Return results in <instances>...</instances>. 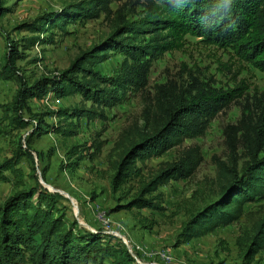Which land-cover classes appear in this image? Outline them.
Segmentation results:
<instances>
[{
	"label": "trees",
	"instance_id": "obj_1",
	"mask_svg": "<svg viewBox=\"0 0 264 264\" xmlns=\"http://www.w3.org/2000/svg\"><path fill=\"white\" fill-rule=\"evenodd\" d=\"M113 1L70 2L58 11L44 12L17 26L32 34L24 40L34 45L53 42L55 32L67 34L69 23L96 19L101 14L109 18L112 14L109 33L80 51L65 69L20 85L4 109V118L11 128L29 126L30 121L22 116L27 112L35 120L31 134L53 132L65 141L78 135L81 119L86 124L94 120L105 122L106 109L142 91L152 64L167 52L183 50L187 37L197 38L203 46L225 51L237 61L264 72V0H142L139 12L112 11ZM2 2L0 14L6 11ZM17 44H9L7 63L0 72L4 78L10 76L13 62L19 57ZM112 54L120 55L121 60L111 75H105L100 64ZM248 86L240 80L231 88L215 87L197 78L180 90L156 85L153 108L144 113L142 128L133 137L126 133L115 144L121 150L110 178L113 191L132 179L139 182L124 208L136 210L132 213L140 224L151 228L155 221L138 210L163 209L158 188L171 180L189 178L203 156L199 146H189L146 178L145 162L185 139L202 136L215 115L241 97ZM49 92L57 99L76 94L81 99L77 104L46 113H31L29 101L43 100ZM47 113L57 119L56 125L45 123ZM240 139L243 160L239 163L233 155L228 161L216 163V196L187 212V220L176 237L177 245L238 221L246 203L264 199V118L245 125ZM102 145L103 141L97 138L71 145L66 151L68 168L75 169L84 157L94 160ZM22 157L32 158L29 148L23 149L19 142L11 156L0 162V181L13 178L17 186H22L0 204V264H135L119 241L98 231L84 230L77 221L69 222L58 203L59 193L40 183L25 186L18 166ZM236 246L242 253L241 264H256L255 255L264 249V219L251 232L238 236Z\"/></svg>",
	"mask_w": 264,
	"mask_h": 264
},
{
	"label": "rangeland",
	"instance_id": "obj_2",
	"mask_svg": "<svg viewBox=\"0 0 264 264\" xmlns=\"http://www.w3.org/2000/svg\"><path fill=\"white\" fill-rule=\"evenodd\" d=\"M74 1L79 0L2 2L6 11L0 14V72L7 63L11 42L18 43L19 57L14 60L8 78L0 75V162L11 156L19 142L23 149L28 147L32 158L22 157L18 164L23 171L25 186L40 183L49 191L59 193L58 203L63 206L66 219L69 222L77 221L84 230L98 231L123 244L117 235L119 232L129 241L128 246H132L133 252L129 253L135 264H241L242 253L236 246V240L245 232H251L255 224L264 219V199L246 203L243 215L234 223L219 226L180 245L176 244V237L187 220V212L203 206L216 196L219 184L216 163L228 161L233 155L239 159V163L243 160L242 128L264 118V72L237 61L225 51L203 46L197 38L187 37L183 50L167 52L152 64L148 83L142 91L106 109L108 118L105 122L94 120L86 124L85 119H81L78 135L65 141L53 132L31 134L35 120L27 112H23L22 116L30 121L29 126L24 129L11 128L4 118V109L22 83L29 84L33 79L51 76L65 69L80 51L92 46L110 31L112 14L109 18L101 14L96 19L69 23L66 26L68 33L62 35L55 32L53 42H41L35 46L24 40V37L32 34L17 28L18 25L44 12L58 11L63 5ZM141 2L114 0L110 7L112 11L139 12ZM120 60V55L112 54L100 64L102 73L111 75ZM193 78L215 87L231 88L240 80L249 86L241 97L232 100L215 115L202 136L185 139L179 146L145 162L143 172L146 178L163 162L172 161L189 146H199L203 156L189 178L171 180L158 188L162 193L161 211L138 210L148 220L155 221L151 228H147L132 213L136 210L124 208L135 194L139 182L132 179L120 190L113 191L111 188L114 161L121 150L115 144L126 133L130 132L133 137L136 130L142 128L144 113L153 108L156 85L165 84L168 88L180 90L191 86ZM80 99L78 94L59 99L53 108L42 100L33 99L29 101V107L31 113L41 114L77 104ZM44 121L48 125H56L57 119L47 113ZM93 138L103 141L99 155L94 160L84 157L75 169L68 168L67 149L74 144L90 142ZM5 175L10 174L5 172ZM21 187L15 184L13 178L1 180L0 204ZM105 218L109 219L108 224L103 222ZM136 246L149 253L138 250ZM156 251H164L170 259L162 260L154 254ZM133 253L139 261L135 260ZM254 259L256 264H264V249Z\"/></svg>",
	"mask_w": 264,
	"mask_h": 264
},
{
	"label": "built area",
	"instance_id": "obj_3",
	"mask_svg": "<svg viewBox=\"0 0 264 264\" xmlns=\"http://www.w3.org/2000/svg\"><path fill=\"white\" fill-rule=\"evenodd\" d=\"M37 45L38 44L36 43L35 46H37ZM50 94H52V93L49 92L42 101L45 104H47L49 107L53 108L55 104H58L59 103V99L53 98V97L51 98V95ZM103 222L105 224H108L109 223V219L105 218L103 220ZM117 235L121 239V241L123 242V244L127 247V250L129 252H133L132 246L131 245L128 246L129 245V241L125 240L124 236L121 235L119 232L117 233ZM136 248H138V250H140V251H142L144 253H149V252H146L145 249H143V248H140V247H137V246H136ZM154 254H156L162 260L170 259V256L167 253H165L164 251H156ZM133 256L135 257V260L139 261L138 257L134 253H133Z\"/></svg>",
	"mask_w": 264,
	"mask_h": 264
}]
</instances>
